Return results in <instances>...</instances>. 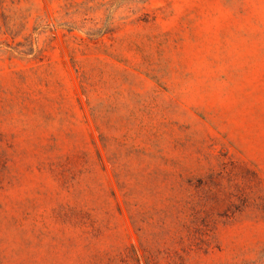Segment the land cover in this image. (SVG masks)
I'll use <instances>...</instances> for the list:
<instances>
[{
	"label": "rangeland",
	"instance_id": "obj_1",
	"mask_svg": "<svg viewBox=\"0 0 264 264\" xmlns=\"http://www.w3.org/2000/svg\"><path fill=\"white\" fill-rule=\"evenodd\" d=\"M0 264H264V0H0Z\"/></svg>",
	"mask_w": 264,
	"mask_h": 264
}]
</instances>
